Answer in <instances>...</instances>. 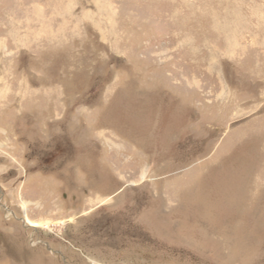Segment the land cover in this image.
Instances as JSON below:
<instances>
[{"label": "rangeland", "instance_id": "1", "mask_svg": "<svg viewBox=\"0 0 264 264\" xmlns=\"http://www.w3.org/2000/svg\"><path fill=\"white\" fill-rule=\"evenodd\" d=\"M0 264H264V0H0Z\"/></svg>", "mask_w": 264, "mask_h": 264}, {"label": "bare ground", "instance_id": "2", "mask_svg": "<svg viewBox=\"0 0 264 264\" xmlns=\"http://www.w3.org/2000/svg\"><path fill=\"white\" fill-rule=\"evenodd\" d=\"M26 218H27V220L29 221V223H30L31 225H36L34 222L30 221L28 217H26Z\"/></svg>", "mask_w": 264, "mask_h": 264}]
</instances>
